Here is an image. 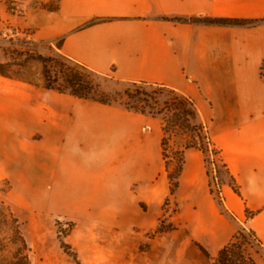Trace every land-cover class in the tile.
<instances>
[{
  "label": "crops",
  "instance_id": "obj_1",
  "mask_svg": "<svg viewBox=\"0 0 264 264\" xmlns=\"http://www.w3.org/2000/svg\"><path fill=\"white\" fill-rule=\"evenodd\" d=\"M29 2L25 19L3 16L32 41L52 44L109 79L175 89L209 121L207 135L237 191L222 185L227 213H221L204 154L184 151L175 196L178 222L192 243L216 255L245 220L264 246V21L223 26L160 19H264V0ZM95 18L101 21L86 25ZM161 137L158 116L0 75V180L31 190L33 203L46 207L40 213L81 224L76 238L82 242L111 237L129 244L145 215H157L167 191ZM91 225L97 230H84ZM189 252L204 264L195 247ZM254 260L264 264V256Z\"/></svg>",
  "mask_w": 264,
  "mask_h": 264
},
{
  "label": "rangeland",
  "instance_id": "obj_2",
  "mask_svg": "<svg viewBox=\"0 0 264 264\" xmlns=\"http://www.w3.org/2000/svg\"><path fill=\"white\" fill-rule=\"evenodd\" d=\"M51 2L55 3L56 0H51ZM57 54L58 52L52 44L32 41L28 38L25 30H20L14 37L0 35V62L12 64L10 74L13 79L21 80L23 78L42 84V63L39 56L47 58ZM93 81L98 85L95 96L102 95L108 99H115L117 103L144 107L147 110H149V105L154 106V110L160 109L164 106V102L172 98L169 88H163L164 90L160 92L161 86L154 85L152 87L156 92L157 104L144 103L135 98L127 97L124 94L125 85L120 82L103 75H96ZM197 112V120L207 126L209 121L203 118L199 110ZM158 117L162 123L161 116L158 115ZM167 138L165 148L168 156V171L173 173L178 158L177 151L190 138V133L176 129L173 132H168ZM208 155L210 160L214 158L210 151ZM205 169L211 171L207 175L208 182L218 183L220 187L224 184L232 185L233 182L224 169L221 158L215 163V166L212 163L205 165ZM164 175L167 178V191L160 202L157 215L151 216L149 213L145 215L143 221L132 233L134 239L129 244L127 239L111 237H93L84 240L86 244H83L84 242L76 238L81 229V224L77 225L40 213L39 209H46V207L39 208L33 203V192L18 189L17 185L12 184L8 178L0 180V200L8 205L20 222L21 232L29 248V264H153L156 259H160L162 263L166 264H203L191 257L190 246L195 247L201 253L204 264H212V260L201 252L198 244L192 243L187 228L178 222V219L181 218V212L180 204L175 196L177 188L172 193L170 192V182L165 172V163ZM27 181L26 179L23 180L24 183ZM172 181L175 179L172 178ZM217 204L221 212V209L225 208L223 202L220 204L217 202ZM143 207L146 208L144 205ZM237 223L238 228H246L245 220L242 223ZM87 227L84 226V230H97L95 225ZM1 232L6 233L7 228L3 227ZM60 241L70 247L73 256L61 248ZM13 249L14 245L9 244L8 250ZM247 250L252 253L253 257L264 256V248L259 249L253 246L247 247ZM121 251L124 254H121ZM7 254L6 252L3 253V255Z\"/></svg>",
  "mask_w": 264,
  "mask_h": 264
},
{
  "label": "trees",
  "instance_id": "obj_3",
  "mask_svg": "<svg viewBox=\"0 0 264 264\" xmlns=\"http://www.w3.org/2000/svg\"><path fill=\"white\" fill-rule=\"evenodd\" d=\"M44 7L48 9H56L55 5L44 4ZM162 20H172V21H190L198 22L204 24H215L223 26H253L264 21V19H243V18H229V17H193L189 19H178V18H168L161 17ZM101 21V19L95 18L86 23V25H91ZM57 48L62 45V38L57 39L54 42ZM42 63V85L47 89H54L58 92L70 93L73 96L79 98H89L101 103H111L116 101L115 99H108L102 95L95 96V90L98 85L94 83L93 78L96 75H100L95 71L91 70L84 64L76 62L61 53L56 56L43 57L39 56ZM51 63V65H50ZM10 62H0V75L8 78H12L10 74ZM259 75L264 80V60L261 62L259 67ZM23 81L36 84L35 82L28 79H21ZM125 85L124 94L129 98H135L144 103L152 102L154 105L157 104V98L155 97V89L152 87L157 84H151L147 82H136V81H119ZM161 86L160 92L163 88H169L163 85ZM150 89V90H148ZM172 98L164 102V106L160 109L154 110V106H148L149 110L144 107L131 106L128 104H123L129 109H133L142 113H149L153 116H161L162 118V137H161V148L162 157L165 163V172L170 182V192L172 193L178 186V177L182 170L183 165V153L188 148H197L204 154L205 165L209 163H215L221 158L220 150L214 146L211 139L207 135L206 126L197 120L198 112L193 101L185 96L184 94L178 92L175 89L169 88ZM176 129H182L190 133V138L186 140L183 147L180 148L178 152L177 162L174 166V172L170 173L168 171V156L166 154L167 137L168 132L174 131ZM211 152L214 156V160H210L208 152ZM222 160V158H221ZM223 167L227 174L229 172L225 163ZM208 175L209 170L206 169ZM231 181L233 182L231 187L234 191L237 188L234 184L233 178L229 175ZM172 178L175 181H172ZM209 192L220 204L222 203V198L214 194L211 181L208 182ZM222 213H226L225 208L221 209ZM247 216L252 215L251 212H246ZM3 227L7 228V232H1ZM9 244L14 245V249L9 251ZM61 248L73 256L70 247L63 241H60ZM257 247L263 248L262 241L258 238L256 233L250 228L239 227L231 239L222 246L215 256H211L208 251L198 245L201 252L212 260V264H255L254 257L252 253L247 250V247ZM28 245L20 229V222L18 218L13 214L8 205H6L2 200H0V264H29L28 257ZM8 253L3 255V253Z\"/></svg>",
  "mask_w": 264,
  "mask_h": 264
},
{
  "label": "built area",
  "instance_id": "obj_4",
  "mask_svg": "<svg viewBox=\"0 0 264 264\" xmlns=\"http://www.w3.org/2000/svg\"><path fill=\"white\" fill-rule=\"evenodd\" d=\"M2 9L0 10V23L2 25L1 35L4 37H14L20 32V29L3 16L7 14L17 18L25 19L30 7L29 0H1ZM212 157V156H211ZM214 166V164L212 163ZM211 172V171H209ZM215 195L221 197V187L218 183H211Z\"/></svg>",
  "mask_w": 264,
  "mask_h": 264
}]
</instances>
